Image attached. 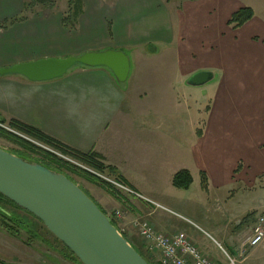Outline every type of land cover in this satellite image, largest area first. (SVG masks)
Segmentation results:
<instances>
[{"label": "crops", "instance_id": "1", "mask_svg": "<svg viewBox=\"0 0 264 264\" xmlns=\"http://www.w3.org/2000/svg\"><path fill=\"white\" fill-rule=\"evenodd\" d=\"M124 1V8H122L117 22L121 24L123 21L131 25L133 20L136 21L140 17L145 28L132 30L122 38H117L113 31L110 38L95 37L94 25L105 19V13L92 11L87 16L82 3V13L78 17L75 28L71 29L68 34L76 33L79 27L88 23L89 28L86 32L87 37L91 40L85 43L54 37L55 33L59 35L60 31L66 33L61 14L55 20H32L34 18V13H32L26 19L10 21L11 18H14L13 16L23 10L25 0H0V68L45 58V56L54 53L102 50L99 47L107 48L109 46L113 49L127 47L131 50V55H128L131 64L130 73L125 82L117 81L112 71L104 66L81 65L62 77L45 81H32L20 74H0V117L7 121L15 119L32 125L53 139L76 150L97 152L102 161L106 165L114 167L129 186L183 215L186 208L182 206L183 201L176 194L177 189L180 188L175 187L172 182L177 171L188 169L193 177L190 188L195 181H198L200 196L206 200V203L212 201L213 207L208 211L197 204L195 205L197 212H190L192 215H187V217L206 231H210L209 233H212L216 240L232 246L231 249L234 251L235 238L241 233L242 227L233 234L226 231L224 225L212 220L210 212H213L216 204L221 205L223 199L218 193L219 190L215 191L212 188L210 171L200 169L199 180L192 169L181 164L183 148L181 143L177 147V144L175 145L172 141L170 109L167 108L165 101L159 102L147 97L144 87L145 80L146 75L150 74L152 69L146 68L143 61L154 57L157 48L154 47V50L145 48L143 52L136 49L138 44L149 38L169 43L179 36L176 32V18L183 10L182 6L190 1L174 0L181 3L176 5L177 8L173 6V3L169 4V0ZM200 1L204 0H196L197 3ZM101 2L103 0H92V5L98 9ZM230 3V1L224 2L226 7H230ZM38 7L43 6L39 5ZM67 7L68 3L65 2V10ZM255 16L253 15V18ZM47 25H53L54 31L45 37L42 28ZM23 33L26 34L25 37L22 36ZM194 70L195 72L199 70L212 71L214 79L218 76L216 85L220 90L227 92L237 81L238 74L227 72L222 69V66L220 69L199 67ZM179 73V85H177L179 87L183 85L188 95H186L187 100L184 105L185 115L192 112L190 109L192 107L193 111L198 112L203 101H210L209 109L204 117H199L198 121L196 116L197 139L203 142L209 138H220L221 128L214 127L215 122L209 117L210 103L216 97L213 95L214 87L204 85L201 88H196L197 90L189 89L186 86L187 79L190 77L189 73L181 71ZM248 75L253 89L255 87L257 90L264 89V64L251 68ZM192 96H194V102H190L189 98ZM197 102H200L199 106ZM160 106H163V109H158L161 108ZM201 121L202 125H200ZM201 172L206 173L207 176L206 190L201 186ZM79 180L76 183L106 213L115 209H124L129 220L147 216L157 231L168 235L179 232L186 233L203 251L213 258L216 257L213 246L210 248L211 246L199 232L183 220L165 211L155 210L145 201L122 191L121 195L112 193L83 177ZM254 210L257 211V214L264 213V207ZM220 241L218 242L220 243ZM260 246L253 249L249 256L252 257L258 252Z\"/></svg>", "mask_w": 264, "mask_h": 264}, {"label": "rangeland", "instance_id": "2", "mask_svg": "<svg viewBox=\"0 0 264 264\" xmlns=\"http://www.w3.org/2000/svg\"><path fill=\"white\" fill-rule=\"evenodd\" d=\"M69 1L54 0L51 7H38L39 5H37L32 9H28L24 5L23 10L13 16L14 18H11L10 21L26 19L32 13H34L32 20H55L60 14L62 18L66 17L71 12ZM169 1V4L173 3L175 8H177V4H181L177 3L178 1ZM189 1L182 6L183 10L176 18V32L179 36L169 43L149 38L138 44L136 49L143 52L145 48L148 50L157 48L154 57L143 61L146 68L152 69L150 74L146 75L145 80L144 87L147 97L159 102L165 101L167 108L170 109L172 141L175 145L177 144V147L181 143L183 148L181 164L192 169L199 180L200 169L210 171L212 188L215 191L219 190L218 193L223 199L221 205L215 203L216 206L213 212H210V217L224 225L225 230L229 233L234 234L237 229L242 227L241 233L235 238L236 242L233 248L237 249L240 242L252 233L257 217L264 216V213L257 214V211L254 210L264 207V89L257 90L255 86L253 89L248 75L251 68L264 64V0H204L198 3L196 0ZM227 1L231 2L230 7H226L224 4ZM65 2L68 3L66 10ZM82 3L87 16L92 11L105 13V19L94 25L95 37L110 38L113 31L117 38H122L132 30L145 28L140 17L136 21L133 20L131 25L123 21L121 24L117 22L122 8H124V0H118V2L103 0L98 9L92 5V0H82ZM242 7H251L256 12L254 14L256 16L252 17L244 26L234 29L228 24V20L233 12ZM226 16L228 17L226 18ZM88 28L89 24L84 23L76 33L68 34L71 29L66 28V30L64 29L66 33L59 30V35L55 33L54 37L87 43L91 40L87 37ZM42 31L46 37L54 31V27L47 25L42 28ZM22 36L25 37L26 34L23 33ZM99 49L113 48L109 46L107 48L99 47ZM121 50L127 55H131L129 48L122 47ZM84 52L54 53L45 56V58L77 56ZM78 66L81 65L76 64L68 72ZM221 66L227 72L237 73V81L228 92L220 90L216 85L218 76L213 81L204 84L214 87L213 95L216 97L210 103L209 117L215 122L213 126H218L221 130L220 138H209L201 142L196 137V127L198 126L196 120L197 117L198 121L199 117H204L209 109L210 101H203L198 112L193 111L192 107L190 108L192 112L185 115L184 105L188 95L183 85L182 87L178 86L179 72H188L191 76L196 68L220 69ZM204 85L190 86L187 84L186 86L189 89L197 90L196 88H201ZM189 99H191L190 102H194V96ZM199 103L197 102L198 106ZM158 109H163V106ZM202 121L200 125H202ZM0 147L16 154L21 151L26 152L17 144L1 136ZM68 172L75 182L82 178L76 172L70 170ZM197 182L195 181L189 190L177 189L176 194L183 201L182 206L186 208L183 213L186 216L192 215L190 212H197L195 207L197 204L208 211L213 207L212 201L206 203V200L200 196L199 182ZM4 207L9 209L16 219L14 221L8 219L5 224L0 218V264H83L36 216L20 206L17 208L5 204ZM113 211L107 213L110 214ZM127 217L128 214H125L124 218H115L114 220L137 249L149 259L150 250L146 246L147 241L139 234L134 221L150 222V220L147 216L135 217L133 220H129ZM18 218L23 227L15 223ZM193 228L211 246L210 248L213 246L216 257L213 258L191 240L210 259L218 262L217 260L221 259V251L217 245L198 229ZM220 243L229 253H234L231 249L232 246H228L222 241ZM263 243L262 247L261 244L259 245L261 248L258 252L252 257L248 256L250 258L247 257L241 264H264Z\"/></svg>", "mask_w": 264, "mask_h": 264}, {"label": "water", "instance_id": "3", "mask_svg": "<svg viewBox=\"0 0 264 264\" xmlns=\"http://www.w3.org/2000/svg\"><path fill=\"white\" fill-rule=\"evenodd\" d=\"M76 64L109 68L119 82L130 73V58L121 49L87 51L77 56L40 58L0 68L32 81L64 76ZM214 79L210 70L194 72L190 86ZM0 193L40 219L83 264H151L124 236L101 207L62 172L0 147Z\"/></svg>", "mask_w": 264, "mask_h": 264}, {"label": "trees", "instance_id": "4", "mask_svg": "<svg viewBox=\"0 0 264 264\" xmlns=\"http://www.w3.org/2000/svg\"><path fill=\"white\" fill-rule=\"evenodd\" d=\"M24 4H25V7L28 9H32L37 5L45 6V7H51L54 4V0H25ZM69 8H70L69 10L71 12H69L66 17H63L62 21H63V24L66 28L74 29L76 26L78 17L82 13V0H70L69 1ZM253 15H254V10L251 7H242L240 9H238L237 11L233 12L230 19L228 20V24L231 25L234 29L239 28V27L243 26L246 22L251 20ZM263 43H264V39H263ZM0 121L3 123L7 122L6 119L1 118V117H0ZM8 123L12 128L16 129L17 131L35 139V140H38L39 142H42L48 146L59 149L64 154L76 159L77 161L86 165L87 167H89V168H91L97 172L103 173L107 176H112V177L118 179L119 181L123 182L124 184H127L125 179L121 176V174H119L116 171V169L114 167H112L110 165H106L102 161L101 156L97 152H95V151L82 152V151L76 150L74 148H71V147L59 142L58 140L53 139L52 137L45 134L40 129H38L32 125L23 123L19 120L12 119V120L8 121ZM0 136L12 141L13 143L17 144L20 148H23L26 151V152L21 151V152H19V154L30 157V158L46 165L49 168H52V169L57 170L59 172H62L65 175H67L69 178H71L73 181H75V180L73 179V177L68 172L69 170L78 173L81 177H83V178H85L91 182H94V183L101 185L102 187L106 188L107 190H109L112 193H118L120 195L122 193L114 185H112L111 183L101 179L96 174L90 172L87 169H83L79 166H76V165H74V164H72L66 160H63V159L57 157L55 154L51 153L50 151H48L44 148H41L40 146H37L36 144L27 140L26 138H23V137L15 134V133H12V132H10L4 128H1V127H0ZM36 154H38V155H36ZM192 182H193V177H192L190 171L188 169H181V170L177 171L175 173V175L173 176V182L172 183L177 188L189 189ZM201 186L205 190L207 189V186H208L207 176H206V173H204V172H201ZM5 204H10V205L15 206L17 208H20L17 204H15L13 201H11L10 199H8L7 197H5L4 195H2L0 193V210H2V211L4 210L3 207ZM12 215L13 214L11 212L10 220L14 221V219H16V218H14V215L13 216ZM7 218H8V216H7ZM15 223L18 224L19 226L21 225L19 218ZM113 223L116 225L115 222H113ZM123 234L125 237H127V235L124 232H123ZM127 239L129 240L128 237H127ZM131 244L137 249V247L132 242H131ZM137 250L140 253H142L139 249H137ZM145 258H147V257L145 256ZM147 260H149V259L147 258Z\"/></svg>", "mask_w": 264, "mask_h": 264}, {"label": "built area", "instance_id": "5", "mask_svg": "<svg viewBox=\"0 0 264 264\" xmlns=\"http://www.w3.org/2000/svg\"><path fill=\"white\" fill-rule=\"evenodd\" d=\"M0 127L12 133H15L23 138H26L37 146H40L41 148L50 151L51 153L55 154L57 157L63 160H66L83 169L89 170L101 179L114 185L120 191L150 204L155 210L165 211L183 221L188 222L193 227L198 229L201 233H203L205 237L211 239L221 251V259L219 258L217 260L218 262H215L210 259L206 254H204L200 250V248L184 233H175L171 235L164 234L157 231L150 224V222H147L145 220H136L134 221V224L137 225L139 234H141L142 237L147 241L146 246L150 250L149 259L153 264H241L249 256L251 251L264 241V216H258L257 222L252 229V233L248 235L245 239H243L238 245L237 249H234V253L231 254L209 232L199 226L192 219L188 218L185 215H182V213H179L159 202H156L155 200L149 198L148 196L139 192L135 188L124 184L123 182L119 181L118 179L112 176H107L103 173L97 172L87 167L76 159L64 154L57 148L48 146L33 138H29L27 135L12 128L8 123H3L0 121ZM125 214V210H114L112 213L109 214V216L112 219L124 218Z\"/></svg>", "mask_w": 264, "mask_h": 264}, {"label": "flooded vegetation", "instance_id": "6", "mask_svg": "<svg viewBox=\"0 0 264 264\" xmlns=\"http://www.w3.org/2000/svg\"><path fill=\"white\" fill-rule=\"evenodd\" d=\"M7 205H10V204H6V206ZM3 208H4L3 211L0 210L1 211L0 214L2 215V216L0 215V218L2 219V222L6 224L7 220L10 219V217H11V211L9 209H6L5 207H3ZM7 216H8V218H7Z\"/></svg>", "mask_w": 264, "mask_h": 264}]
</instances>
